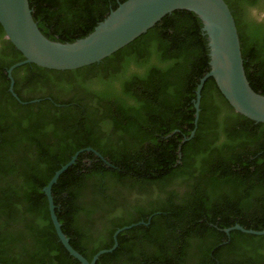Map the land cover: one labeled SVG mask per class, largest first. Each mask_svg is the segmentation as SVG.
I'll list each match as a JSON object with an SVG mask.
<instances>
[{
    "label": "trees",
    "instance_id": "obj_1",
    "mask_svg": "<svg viewBox=\"0 0 264 264\" xmlns=\"http://www.w3.org/2000/svg\"><path fill=\"white\" fill-rule=\"evenodd\" d=\"M124 1L29 0L40 30L61 42L85 37ZM226 2L238 26L248 80L264 95V15L258 20L248 14L249 8L264 13V0ZM202 26L194 11L177 9L101 62L71 70L21 65L14 76L26 69L29 80L71 93L68 99L25 97L16 84V93L27 102L22 103L9 90L7 71L24 56L3 39L0 23L2 49L9 51L0 60V105L11 106L13 121L8 128L0 124V264H81L59 240L44 191L81 149L52 194L63 232L89 260L114 245L118 228L152 216L149 225L122 231L117 248L96 264H264V235L225 231L236 224L264 229V134L263 141L251 145L257 140L255 128L264 123L235 112L210 77L196 124V89L211 68ZM37 98L39 102H29ZM46 105L50 112L43 110ZM193 130L195 135L183 142ZM101 132L107 139L118 136L120 146L103 147ZM95 150L115 165L110 171H98L106 163ZM168 174L172 177L164 176ZM92 175L115 177L116 184L129 175L141 178L140 189L157 183L160 191L167 182H178L186 190L180 194L174 188L167 200L92 225L86 233L77 227L81 214H92L76 201L82 190L87 188L106 211L114 208L106 204V187L99 179L88 183Z\"/></svg>",
    "mask_w": 264,
    "mask_h": 264
},
{
    "label": "water",
    "instance_id": "obj_2",
    "mask_svg": "<svg viewBox=\"0 0 264 264\" xmlns=\"http://www.w3.org/2000/svg\"><path fill=\"white\" fill-rule=\"evenodd\" d=\"M177 9L194 11L202 20V30L207 36L211 68L201 77L196 89V124L200 114L202 89L210 77L215 78L221 92L237 113L264 123V95L256 92L248 80L238 26L226 0H125L99 22L92 32L72 42H61L47 37L34 19L29 0H0V23L5 36L24 56L23 60L8 68L9 90L16 99L27 103L22 101L15 91L13 77L15 68L27 63H35L49 69L71 70L101 62L146 33L165 15ZM39 100L33 99L29 102ZM194 135L195 130L192 131L191 136L185 137L183 142ZM86 149L92 150L91 147ZM83 150L85 149L77 151L68 163L56 171L44 187V191L48 197L50 215L59 240L81 264H96L102 254L117 248L118 235L122 231L140 224L147 225L152 216L147 222L140 221L118 228L114 233V245L101 249L91 260L77 251L62 230V224L55 210L52 188L61 174L76 162ZM234 229L264 235V229H248L240 224L226 228L225 231L229 233Z\"/></svg>",
    "mask_w": 264,
    "mask_h": 264
},
{
    "label": "flooded vegetation",
    "instance_id": "obj_3",
    "mask_svg": "<svg viewBox=\"0 0 264 264\" xmlns=\"http://www.w3.org/2000/svg\"><path fill=\"white\" fill-rule=\"evenodd\" d=\"M251 12V13H250ZM248 14L256 17L258 20H260L263 17V13L259 12V9L257 8H249ZM246 16V13H245ZM3 39L7 40L6 36H3ZM3 42L0 40V60L5 59L9 55V51L7 48L2 49ZM2 62V61H0ZM28 71L26 69H20L17 73H15L14 77V88L15 85L17 87L18 92L25 97H39L41 95L47 96L50 98V96L59 95L62 98L65 97V99L69 98L68 92H64L63 90H60L59 88H55L51 90L50 84H47L45 82H41L40 80H29ZM3 80L0 78V83H2ZM39 99V98H37ZM40 101V100H39ZM36 101V102H39ZM51 107L49 105H46L43 107V110L46 112H50ZM11 106L9 104L2 103L0 105V124L3 125L4 128H8L12 125L13 121L11 120ZM236 112V111H235ZM63 115L64 111L58 112L57 114H54L55 116ZM2 115V116H1ZM257 133V140L253 139L252 146L255 144H259L262 140V136L264 134V127L261 129L255 128ZM98 138L102 139L103 147H119V137L116 135H113L110 137V139H107V135L105 132H101ZM264 140V136H263ZM262 140V141H263ZM96 151V150H95ZM96 155L102 157V160L106 163V166L103 163H100L104 168L99 165L98 171L103 172L104 170L110 171L111 168H113L115 165L108 159V157L102 156V154L98 151H96ZM100 153L101 155H99ZM262 151H259L257 155H261ZM88 160V164H92V159H85V161ZM140 163L146 162V159L139 160ZM155 176H157V171ZM122 174H124L122 172ZM128 177H120L121 180L119 181V184H116L115 177H100L96 178V176L92 175L90 180L88 179V183L91 184L94 181L99 179V183L106 187L107 191V201L106 204L114 206V208L111 211H106V208L96 199V197L90 193V191H87L88 189L85 188L81 191V193L78 195L76 201L82 206H86L90 209L92 212L90 217L85 216L84 214H81L78 217V224L77 227L82 229V231L85 230L87 233L88 231L92 232V230H89V228L96 225H101L100 222L103 221H112L119 217L126 216L130 213H136L138 211H143L149 207L151 203H158L163 202L169 198V194L172 189H177L180 194H182L186 189L184 185H181L178 182L175 183H169L165 185V190H159V187L157 183L149 184L148 187H152L149 189H140V185L144 184L141 181V178L131 177L129 175H125ZM165 177H172L171 175H164ZM163 176V177H164ZM119 185H122L123 187H118ZM134 185V186H132ZM176 199V198H175ZM149 225V224H148ZM97 235V234H96ZM95 235V236H96ZM94 236V237H95ZM127 243L129 246L132 245V238L129 234L127 236ZM144 249L149 250V246L144 244ZM192 264V263H191Z\"/></svg>",
    "mask_w": 264,
    "mask_h": 264
},
{
    "label": "rangeland",
    "instance_id": "obj_4",
    "mask_svg": "<svg viewBox=\"0 0 264 264\" xmlns=\"http://www.w3.org/2000/svg\"><path fill=\"white\" fill-rule=\"evenodd\" d=\"M263 13V12H262ZM263 15H264V13H263Z\"/></svg>",
    "mask_w": 264,
    "mask_h": 264
}]
</instances>
